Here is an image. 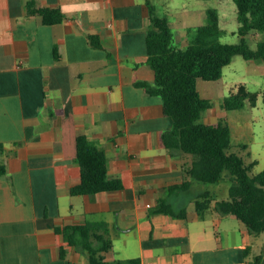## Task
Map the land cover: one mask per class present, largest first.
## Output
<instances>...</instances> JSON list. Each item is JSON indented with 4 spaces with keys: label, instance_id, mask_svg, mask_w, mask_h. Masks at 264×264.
<instances>
[{
    "label": "crops",
    "instance_id": "crops-1",
    "mask_svg": "<svg viewBox=\"0 0 264 264\" xmlns=\"http://www.w3.org/2000/svg\"><path fill=\"white\" fill-rule=\"evenodd\" d=\"M29 1L0 0V162L8 169L0 175V264H89L55 230L87 220L107 224L113 240L108 260L248 264L262 253L264 264V231L253 234L214 207L197 213V195L216 193L190 178L192 155L164 146L162 133L173 120L161 97L137 84L154 81L150 5L168 18L173 44L181 47L174 43V22L159 14L156 0H34L62 9L66 18L55 24L30 14ZM178 7L176 23L188 35L205 23V13L188 20L180 13L185 6ZM79 133L106 151L108 174L121 178L123 189L70 193L81 176ZM185 178L188 189H169ZM195 187L189 201L183 193ZM161 199L184 215L157 212Z\"/></svg>",
    "mask_w": 264,
    "mask_h": 264
},
{
    "label": "trees",
    "instance_id": "trees-1",
    "mask_svg": "<svg viewBox=\"0 0 264 264\" xmlns=\"http://www.w3.org/2000/svg\"><path fill=\"white\" fill-rule=\"evenodd\" d=\"M234 1L243 36L241 42H221L218 39L222 32L218 12L208 9L207 23L188 29L192 41L185 47L173 44V32L168 18L156 15L154 6L150 5L151 26L147 34V48L154 81H138L137 84L145 87L148 93L161 97L164 114L173 120L172 127L162 133V143L170 151L193 156L188 169L190 178L206 184L218 183L226 178L231 181L229 196L226 198H218L209 191L199 193L194 201L197 213L204 216L207 210L214 207L222 215L242 220L253 234H258L264 231V169L254 173L256 161L246 163L242 155L231 150V128L226 121H200L203 112L212 106V101L199 92L198 79H219L224 67L236 54L247 59H264V36L255 49L245 39L250 31L264 34V0ZM27 7L30 14H40L48 24L59 23L66 18L61 8L38 6L34 0L29 1ZM90 40L93 45L102 46L98 36L90 35ZM55 54L59 57L57 49ZM246 99L255 105L257 93L241 85L238 91L226 98V108H242ZM242 146L247 147L246 144ZM75 160L80 165L81 176L80 181L71 187V194H93L124 188L121 178L110 177L108 174L106 151L84 133L77 135ZM7 171L6 164L0 162V175ZM190 185L191 180L185 178L169 189L185 190ZM156 211L184 215L183 210L177 212L164 199L160 200ZM55 230L63 235L68 246L85 254L89 264H142L139 257L107 259L113 240L105 222L87 220L78 224L55 226ZM262 256V253L256 255L248 264H260Z\"/></svg>",
    "mask_w": 264,
    "mask_h": 264
},
{
    "label": "rangeland",
    "instance_id": "rangeland-1",
    "mask_svg": "<svg viewBox=\"0 0 264 264\" xmlns=\"http://www.w3.org/2000/svg\"><path fill=\"white\" fill-rule=\"evenodd\" d=\"M156 4L159 14L168 15L174 22V32L176 29L178 31L174 43L178 46H187L192 41L190 34L185 33L182 26L176 23L180 18L177 11L180 10L178 6L181 4L185 7L180 13H187L188 20H197L199 15L202 17L205 13L204 24L207 23L208 9H215L218 12L222 30L218 36L221 42L238 43L243 38L234 0H156ZM198 26L201 25L195 27ZM263 36L262 32L250 31L245 35V39L248 45L255 49ZM241 85H244L246 90L257 93L255 105L246 99L245 106L242 108H226V98L232 92L238 91ZM197 87L202 96L212 101V106L203 112L200 121L204 123L226 121L231 128L233 143L231 150L242 155L246 163L256 161L254 173L262 171L264 169V59H247L241 54H236L224 67L222 77L217 80L200 78ZM243 144H247V147L243 148ZM230 184L231 181L226 178L218 183L209 184L208 187L216 193L218 198H226L229 196ZM198 191L199 189L195 187L183 195L190 201Z\"/></svg>",
    "mask_w": 264,
    "mask_h": 264
}]
</instances>
